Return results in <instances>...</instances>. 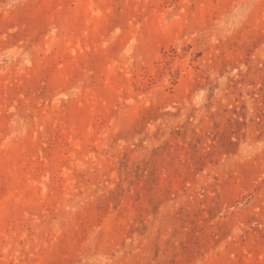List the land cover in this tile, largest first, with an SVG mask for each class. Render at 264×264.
Listing matches in <instances>:
<instances>
[{"label":"rangeland","instance_id":"1","mask_svg":"<svg viewBox=\"0 0 264 264\" xmlns=\"http://www.w3.org/2000/svg\"><path fill=\"white\" fill-rule=\"evenodd\" d=\"M0 264H264V0H0Z\"/></svg>","mask_w":264,"mask_h":264}]
</instances>
